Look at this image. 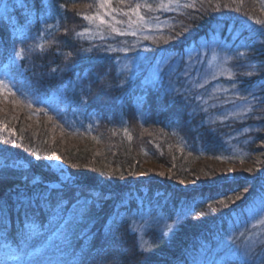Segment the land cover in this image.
Listing matches in <instances>:
<instances>
[{
	"label": "trees",
	"instance_id": "16d2710c",
	"mask_svg": "<svg viewBox=\"0 0 264 264\" xmlns=\"http://www.w3.org/2000/svg\"><path fill=\"white\" fill-rule=\"evenodd\" d=\"M112 1L117 9L141 0ZM258 1L187 0L186 4L195 6L181 5L183 10L173 13L163 39L150 43L149 48L135 49L126 34L114 32L99 19H84L104 14L100 0H0V80L7 84L6 89H0V128H7L0 131V164L16 161L21 165L0 178V195L7 196L13 186L19 187L24 182L20 173L29 169V179L56 182L59 172L48 160L56 152L68 165L64 172L81 178L85 196L104 197L74 227L69 251L80 253L83 246L85 252L95 255L102 243L101 228L116 211H123L121 201L136 206L143 202L145 213L162 216L173 224L174 232L163 239H159V231L152 233L150 239L157 241V247L147 264H224L228 258L225 245L235 238L243 246L247 234L239 235L241 226L248 227L258 209L238 219L236 213L257 204L255 198H264L258 192L264 184V132L247 131V141L238 144L248 156L260 154L250 170L231 176L226 162L218 166L232 152L228 146L231 135L245 126L264 124V111L257 107L244 121L217 116L233 104L225 103L229 98L225 85L220 86V92L214 89L217 80L195 87L188 75L193 67L186 69V55L191 48L198 50L205 42L210 46L217 39L220 49L227 47L225 58L235 70V79L242 81L239 87L245 95L252 90L264 97V72L242 75L249 64L257 69L264 65V44L260 43L264 36L259 35L264 25L257 23L263 12ZM4 5H8L7 11ZM221 25L223 31L210 36ZM230 28L244 44L255 40L254 47L236 49L233 45L230 49ZM176 32L183 34L167 39ZM21 48L26 49L24 60L17 55ZM237 51L245 52L247 59L238 57ZM128 58L139 59L136 70L122 67ZM178 60L182 66L174 72L171 66ZM154 65L162 67L159 76L150 70ZM53 67L58 71L50 74ZM29 84L35 85L37 92L25 96ZM172 89L185 93L187 100L167 104L164 98ZM85 98L88 103L80 105ZM13 130L15 137L10 136ZM235 140L240 142L241 137ZM29 160L33 164H28ZM149 162L162 169L148 170L145 164ZM141 170L145 175L140 178ZM121 173L124 179H120ZM253 187L249 198L229 207L215 199ZM76 196L85 198L79 191ZM74 199L69 193L66 217L72 214ZM187 205L198 206L192 216L176 223L175 214ZM48 218L47 209L39 213L45 226ZM20 227V219L13 213L7 241L13 248ZM158 228L164 229L165 224ZM47 235L49 242H60L56 234ZM3 243L0 240V245ZM49 259L56 264L59 256ZM124 259L125 264L129 260L137 264L131 252ZM4 262L0 251V264ZM7 264L17 261L8 259Z\"/></svg>",
	"mask_w": 264,
	"mask_h": 264
},
{
	"label": "snow or ice",
	"instance_id": "6c2138e0",
	"mask_svg": "<svg viewBox=\"0 0 264 264\" xmlns=\"http://www.w3.org/2000/svg\"><path fill=\"white\" fill-rule=\"evenodd\" d=\"M174 0H169L168 5L161 4L159 7H172ZM203 3V0H200ZM111 3V0H102L99 4L100 8H105ZM175 6L179 7L178 0H175ZM195 4H185L183 7H194ZM63 7V5H60ZM141 7H148L150 10L151 5H141L136 4L132 8L133 15H136L138 20H143V16L139 15ZM8 5H4L3 10L7 11ZM126 16L128 13H124ZM85 20H95L99 19L101 24L106 23L103 17L100 16H85ZM258 24L264 22L257 21ZM115 31V29H113ZM84 33H79L83 35ZM134 34V33H133ZM183 32H176L175 36H168L167 39H178ZM260 36H264V31H262ZM147 39V37H146ZM156 42L155 40L153 41ZM255 40L252 43L242 44L243 48L254 47ZM260 43L264 44V41ZM35 51V48L32 49ZM43 51V49H40ZM91 51V49H87ZM26 49L21 48L17 55L21 60L26 59L25 57ZM127 49H125V53ZM71 55V53H69ZM238 57H245V52L237 51ZM215 59V57H214ZM248 70H245L242 75L245 77H253L258 73L264 72V65H261L258 69L253 65L249 64L247 66ZM62 71L63 69H59ZM27 71V69H25ZM58 71L57 68L53 67L50 69V74H55ZM35 75V73H34ZM229 80H235V75L230 73ZM201 88L204 87L203 84L200 85ZM237 87L233 84V90ZM7 84L4 80H0V89H6ZM9 93L13 96L16 95L11 89H8ZM37 88L35 85L29 84L27 91L24 95L29 94L35 95ZM251 97V99H250ZM183 98L187 100L185 93H180L176 89L165 96V101L167 104H174L177 99ZM236 99L242 101L243 103L239 106L240 115L247 117L248 114L253 112V110L259 107L264 111V97H258L252 90L248 91V94H236ZM258 100L259 103L254 105L253 101ZM19 103L20 101H16ZM231 102V98L229 99ZM88 99H82L79 101L80 105H86ZM31 107V104L28 105ZM43 111V109H39ZM204 112L208 109L204 108ZM264 118V117H262ZM51 119V117H49ZM203 126V124H202ZM0 131H7L6 127L0 128ZM243 131H256L264 132V124L256 125L254 128L252 126H246ZM11 137H15L16 133L13 130L10 133ZM254 142V141H253ZM13 146H15V141H13ZM219 158V157H218ZM40 157L36 156V160ZM60 161L61 157L57 155L56 152H52L48 156V160ZM243 162V161H241ZM28 164H33L31 160ZM21 167L16 161H13L11 165L5 163L0 164V178L5 174L9 173L12 169H17ZM59 176L56 182L45 184L42 178H32L29 179L28 172H21L20 175L23 178V183L17 187L13 186V191L9 192L7 196L0 195V240L4 243L0 245V251L3 252L5 257L4 264H7L8 259L17 261V264H52L49 259L51 256H59L56 264H85L86 261L90 260L91 264H125V256L128 252L132 253L134 259L137 260V264H147V260L155 253L157 247V241L151 240L150 237L154 231H159V239H163L168 236L169 233L173 232V224H168L164 218L154 212L144 211L143 202L139 206L135 204L124 205L121 201L123 211H116L110 218H107L101 228V246L96 250L95 255H91V252H85L83 246L81 247L80 253L75 250L69 251L71 248L70 235L74 227L82 222L89 212V210L99 203L104 197L102 195H86L85 196V186L81 181V178L75 173L69 174L65 173L63 168L57 167ZM229 173L233 170L229 169ZM33 176L35 174H32ZM139 176H144L145 173H139ZM162 175V174H161ZM233 178V177H228ZM120 179H124L123 174H120ZM0 183L3 180L0 179ZM181 184L184 182L181 181ZM43 185V187H40ZM81 193V196H85L83 200L79 196H76L77 192ZM71 194L74 199V207L72 208V214L70 216L64 215V209L67 207L68 194ZM158 197L159 193L156 194ZM216 201L225 207L228 206L229 201L239 200L241 196L239 194L234 197H228L227 199H220L218 196L215 198ZM91 201V202H90ZM198 205H187L185 208H181L175 214V222L187 219L195 213L196 207ZM211 207V205H209ZM47 209L49 212V218L45 223H42L39 219V213ZM264 212V208L261 209ZM15 213L20 219L21 227L17 232V239L15 241V248L7 243L9 239V226L12 223V214ZM202 215V213H201ZM264 223V221H261ZM160 224H165L164 229H159ZM54 233L59 239V243L49 242L48 233ZM241 236L244 235L242 232ZM261 251H257V246L255 241H246L241 246L235 238L231 240L230 243L225 245V255L228 257L224 264H264V242L260 243ZM127 264H132L129 260Z\"/></svg>",
	"mask_w": 264,
	"mask_h": 264
},
{
	"label": "rangeland",
	"instance_id": "374dc122",
	"mask_svg": "<svg viewBox=\"0 0 264 264\" xmlns=\"http://www.w3.org/2000/svg\"><path fill=\"white\" fill-rule=\"evenodd\" d=\"M187 0H178L179 7L175 6V0L173 2L172 7H165L161 8L159 5L164 4L168 5L169 0H141L137 4L141 5H151L150 10L148 7H141L139 15L143 16V20H138L136 15H133L132 8L135 7V5L124 8L121 7L117 8L115 5H113V1L111 0V3L105 7L101 8L103 10L104 14H100V17H103V19L106 21L104 23V26H109V28L115 29L117 33L126 34L128 36V40L132 41L134 43L135 49H140L141 46L143 48H149L150 43H152L154 40L157 42V40L163 39V34L166 33V29L169 27L170 22L172 21V15L175 12L181 11L183 8V5L186 4ZM102 0H100V3ZM258 3L261 6V10L263 13L261 17V22H264V0H259ZM153 4V5H152ZM182 5V8H181ZM183 10V9H182ZM124 13H128L126 16ZM116 14V17H115ZM120 15V17H119ZM171 15V17H170ZM115 17V18H114ZM127 19V20H126ZM172 24V23H171ZM264 25V23H262ZM264 27V26H263ZM105 29V28H104ZM214 31L210 32V36H214L217 33H221L224 29V26H216L214 28ZM114 31V30H113ZM114 31V32H115ZM134 33V34H133ZM109 38H114L112 35L108 36ZM147 37V39H146ZM227 37L230 38L229 48L231 49V46L235 45L236 49L243 48L241 47L242 44H244L243 40H240V37L237 33L233 32L230 28ZM217 39H214L212 41V44L208 46V44L203 45L202 48H198V50L191 48L189 51H187L186 60H187V66L186 69L189 70L192 67V70L189 75L190 81H194L195 87H200L201 84L209 83L211 81H214V89H216V92H220L221 85H225V90L228 91V97L225 103L233 104L227 111H222L220 115L217 116H223L222 119L226 120L229 118H238L244 121L246 117L244 115H240V108L237 106L241 105L243 102L236 99V94H245V91L243 92L242 89L239 87V84L242 83V81L235 79V80H229V74H235V70L231 65H228V59L225 58V49H220V47L217 45ZM243 52V51H240ZM215 57V59H214ZM247 59V55L245 56ZM126 62L122 63V67L125 69H132V71L138 67L139 65V59H126ZM181 61H176L171 67L172 71H178L179 67H181ZM162 67L160 65L152 66L150 67L151 72L154 76H159V73L161 72ZM186 74V73H185ZM233 84H236L237 87L235 90H233ZM213 89V90H214ZM214 92V91H213ZM227 96V95H225ZM210 97H213V94L210 95ZM231 98V102H229V99ZM249 115V114H248ZM253 126V125H252ZM246 127V126H245ZM255 126H253L254 128ZM245 129L244 127L235 135H231L230 141L231 143L228 145L230 146V149L232 150L231 154L224 157L221 165L218 167L223 166V162L227 163V169H232L231 176L233 173L242 172L250 170L252 167H254L253 161H258V157H260L259 153H254L251 156H248L245 149H241L243 147H238V144L241 142H245V133L247 131H243ZM238 137H241V141H236L235 139H238ZM234 140V141H233ZM247 141V140H246ZM236 142V143H234ZM262 146V145H261ZM238 161V162H237ZM243 161V162H241ZM51 166L57 170V167L63 168V170H67L68 165L65 163V161L61 158L60 161L56 160H49ZM157 163L149 162L146 163L145 166L148 168V170L156 171V169H162L160 166L156 165ZM164 170V169H163ZM139 173H145L143 170H141ZM138 173V174H139ZM138 177H144L139 176ZM37 178V177H36ZM41 178V177H39ZM186 183V181H184ZM194 183V182H191ZM22 184V183H21ZM20 184V185H21ZM19 185V186H20ZM254 189V187L250 190H245L244 192L239 193L241 196V199L230 201V205L240 203L247 198L251 196V192ZM258 192H260V195L264 197V184L260 186ZM238 194V193H237ZM235 195H232L230 197H234ZM228 197H224L223 199H227ZM258 202L257 204H253L251 206H247L242 211H239L236 213L235 219L240 218L239 216H243L245 214L252 213L254 210L258 209V214L253 215L250 217V222L248 224V227L241 226V231L245 232L247 234L246 241H256V245L260 246L261 242H264V223H261V221H264V212H261L260 206L264 202V198L257 197L255 198ZM256 202V201H255ZM229 207V205H228ZM257 218H256V217ZM234 229V228H233ZM233 234V233H232ZM240 235V234H239ZM241 236V235H240ZM261 250V249H260ZM264 254V253H262Z\"/></svg>",
	"mask_w": 264,
	"mask_h": 264
}]
</instances>
